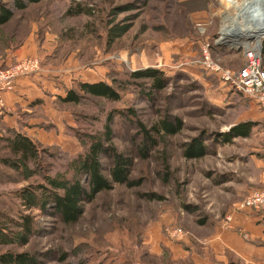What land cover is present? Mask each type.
<instances>
[{"label": "rangeland", "instance_id": "rangeland-1", "mask_svg": "<svg viewBox=\"0 0 264 264\" xmlns=\"http://www.w3.org/2000/svg\"><path fill=\"white\" fill-rule=\"evenodd\" d=\"M236 5L247 8L250 0H41L0 28V62L25 47L44 59V68L56 76L49 77L54 86L71 87L74 79L108 84L116 79L127 86L114 104L91 96L78 105L54 100L55 113L64 119L59 129L57 120H40L46 110L19 109L17 114L24 115L30 127L44 130L39 142L45 153L41 170L20 171L0 143V256L27 253L36 264H197L199 254L195 257L194 252L204 248L213 228L238 213L235 209L253 175L245 162L256 155L262 136L217 141L234 125L255 117L264 122L256 109L263 111L261 107H248L226 92L205 65L208 53L212 65L238 70L244 65L243 45L259 42L264 48V40L251 43L248 36L223 35V14H234ZM77 7L82 14L69 17L67 11ZM150 69L163 72V90L151 92L152 81L131 76ZM129 108L134 118L113 115L108 126L115 110ZM165 120L180 121L179 134L157 135L154 127ZM108 129L111 142L106 141ZM145 131L157 144L144 159L140 150H146ZM197 140L210 153L199 160L185 159L186 146ZM97 141L108 152L134 160V186L115 185L102 192L84 206L83 217L73 226L37 206L26 209L23 197L38 204L40 186L57 190L49 179L58 185L79 179L87 187L78 159ZM101 163L104 176L111 179L110 157L102 155ZM23 214L37 226L27 245H22L17 227ZM174 228L185 236L173 237ZM191 242L197 246L194 250ZM181 243L189 248L171 250ZM229 264L239 262L232 258Z\"/></svg>", "mask_w": 264, "mask_h": 264}, {"label": "trees", "instance_id": "trees-1", "mask_svg": "<svg viewBox=\"0 0 264 264\" xmlns=\"http://www.w3.org/2000/svg\"><path fill=\"white\" fill-rule=\"evenodd\" d=\"M9 2L0 3V28L9 24L15 17L16 12L24 11L29 6L40 2L41 0H8ZM83 10L79 7L71 8L67 11L70 17H76L82 14ZM16 51V50H15ZM262 55L264 56V48ZM41 60V66H42ZM264 67V65H263ZM134 79L150 80L152 81L150 91L158 92L163 90L166 82L165 76L161 70L150 69L143 72L134 73L131 75ZM127 88L125 84L112 79V83L108 84L105 81L97 83L78 82L74 89L67 91L66 96L57 98V102L62 105L74 104L78 105L85 98L91 96L101 99L108 104L118 103L122 99V92ZM82 95V96H81ZM125 117L128 119L135 117V112L130 108L128 110H115L113 114L108 117V126L113 122L114 116ZM113 116V117H112ZM256 123L247 122L234 126L228 133L220 135L217 141L223 143H232L236 138L248 139L253 134ZM140 128L144 129L143 126ZM157 135L162 134L166 136H176L182 130L181 122L175 124L168 120L161 121L159 126L153 129ZM147 131H145V148L140 150V154L145 159L151 147L157 144ZM106 141L111 142L112 132L110 129L106 131ZM0 143H2L10 157L14 162V166L20 171L28 168H35L37 171L41 170L42 154L45 152L42 149L41 143L26 133L18 132L15 129L7 128L0 117ZM104 149L102 142H94L86 149L85 155L78 159V165L82 175L84 174L88 179V186L85 187L81 180H75L72 183L60 184L49 179L50 186L56 187V191L44 190L40 186L39 203L23 197V202L28 210H32L37 206L38 209L47 214L51 218H58L65 226H73L83 217L85 210L84 206L95 200V198L102 192L111 191L115 185H125L127 187L134 186L136 183L131 181V171L134 160L130 156L117 153L110 149ZM210 151L204 146L201 140L187 145L184 150V157L187 160H199L206 157ZM107 155L111 159L110 178L104 176L103 165L101 163L102 155ZM31 173V172H30ZM62 190V193H59ZM58 191V192H57ZM30 193L35 194L32 190ZM28 193L29 195H31ZM21 222L17 227L21 229L22 245H27L30 237L37 230L35 221L28 215H21ZM0 264H36L34 257L27 253H6L0 256Z\"/></svg>", "mask_w": 264, "mask_h": 264}, {"label": "crops", "instance_id": "crops-1", "mask_svg": "<svg viewBox=\"0 0 264 264\" xmlns=\"http://www.w3.org/2000/svg\"><path fill=\"white\" fill-rule=\"evenodd\" d=\"M34 55L35 53L33 54L32 50L25 47L11 51L7 55V58L0 62V68L11 65L20 59L35 57ZM41 60L44 61L43 58ZM51 74L52 72H48V69L46 67L44 68L42 64L40 73L32 77L20 79L17 82L16 89L5 95L6 112L0 115V117L7 128L26 133L27 136L39 142L45 135L44 130L35 128L36 125L30 127L31 124L25 120L24 115L17 114V112L19 109L30 110L40 108L43 111L46 110L45 118L40 120L44 123L48 122L49 119H52L51 121L57 120L56 126L59 129L60 125L58 126V122L62 124L64 119L60 117L62 118L61 120L57 116L52 103L57 98L66 96L67 91L78 82V79L73 80L71 87L66 86L64 88L58 85L54 86L53 82L51 83L49 81V77L51 76L56 79V76ZM84 82L97 83L101 81ZM224 89L226 92L231 93L232 96L236 94V98L243 99V102L248 107H254L255 104H252L248 99L235 93L230 87L226 86ZM240 102L242 101L240 100ZM256 109L261 113L258 116L259 119L264 117V111H260L258 108ZM255 118L248 122L256 123L257 126L254 128L253 134L258 135L260 133L258 136H262L259 139L260 143L255 151L256 155H251L249 161L245 162V165L250 168V172L253 173V175H249L250 182L247 188L249 186L264 188V153H260L264 149V122L258 120L257 117ZM259 129L260 131H258ZM247 188L245 189V194ZM230 215L232 216V222L228 225H224V222L223 224L221 222L217 224L213 228L212 236L204 243V248L199 247L198 252L200 253L194 252V256L195 254H199L198 257L195 256L198 259L197 264H229L232 258L238 261L239 264H264V212L231 213ZM190 244H193V250L197 248L195 243L191 242ZM182 246L189 248V245L186 247L181 243L171 247V250L174 248L176 252H180ZM202 252L204 253L201 254ZM185 255L187 256V253H184L183 256Z\"/></svg>", "mask_w": 264, "mask_h": 264}, {"label": "built area", "instance_id": "built-area-1", "mask_svg": "<svg viewBox=\"0 0 264 264\" xmlns=\"http://www.w3.org/2000/svg\"><path fill=\"white\" fill-rule=\"evenodd\" d=\"M244 65L238 70H221L212 65L206 54V68L217 76L220 81L230 87L235 93L248 99L252 104L258 105L264 111V67L262 62L263 48L261 44L243 45ZM42 69L41 59L27 57L15 61L13 64L0 68V115L6 112L5 95L13 92L17 82L22 78L32 77ZM264 211V188L249 186L242 201L237 204L235 212L260 213ZM232 219L227 217L226 224ZM176 238H183L185 233L178 228L171 231Z\"/></svg>", "mask_w": 264, "mask_h": 264}, {"label": "bare ground", "instance_id": "bare-ground-1", "mask_svg": "<svg viewBox=\"0 0 264 264\" xmlns=\"http://www.w3.org/2000/svg\"><path fill=\"white\" fill-rule=\"evenodd\" d=\"M223 35L228 37H256L264 40V0H250V6H235V13L223 14ZM232 41V40H231Z\"/></svg>", "mask_w": 264, "mask_h": 264}, {"label": "water", "instance_id": "water-1", "mask_svg": "<svg viewBox=\"0 0 264 264\" xmlns=\"http://www.w3.org/2000/svg\"><path fill=\"white\" fill-rule=\"evenodd\" d=\"M244 36H245V35H244ZM244 36H242V37H244ZM248 39H249V41H251V43L254 42V40H257L256 37H253V36L248 37Z\"/></svg>", "mask_w": 264, "mask_h": 264}]
</instances>
